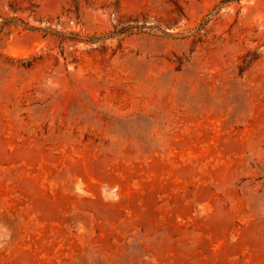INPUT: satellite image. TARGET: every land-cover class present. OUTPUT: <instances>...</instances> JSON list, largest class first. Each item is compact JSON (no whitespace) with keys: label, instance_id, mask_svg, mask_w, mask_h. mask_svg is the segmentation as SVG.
Wrapping results in <instances>:
<instances>
[{"label":"rangeland","instance_id":"374dc122","mask_svg":"<svg viewBox=\"0 0 264 264\" xmlns=\"http://www.w3.org/2000/svg\"><path fill=\"white\" fill-rule=\"evenodd\" d=\"M0 264H264V0H0Z\"/></svg>","mask_w":264,"mask_h":264},{"label":"trees","instance_id":"16d2710c","mask_svg":"<svg viewBox=\"0 0 264 264\" xmlns=\"http://www.w3.org/2000/svg\"><path fill=\"white\" fill-rule=\"evenodd\" d=\"M224 1H228V0H224ZM10 6L13 8V5H12V4H11ZM11 20H12V19H9V18H7V17H4V22H5V24L12 22ZM20 22H21V24L24 25V26H29V23H28L27 21H25L24 19H21V18H20ZM15 23L18 24L19 22H16V21H15ZM49 28H50L49 26L46 27V29H49ZM71 34L74 35V33H72V32H71Z\"/></svg>","mask_w":264,"mask_h":264}]
</instances>
